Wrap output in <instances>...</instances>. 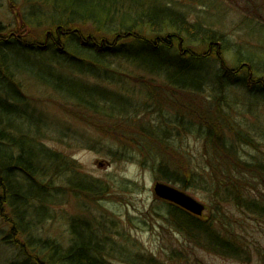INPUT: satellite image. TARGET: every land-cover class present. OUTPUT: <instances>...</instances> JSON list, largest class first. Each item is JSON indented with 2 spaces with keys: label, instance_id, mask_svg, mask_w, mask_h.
Returning a JSON list of instances; mask_svg holds the SVG:
<instances>
[{
  "label": "rangeland",
  "instance_id": "374dc122",
  "mask_svg": "<svg viewBox=\"0 0 264 264\" xmlns=\"http://www.w3.org/2000/svg\"><path fill=\"white\" fill-rule=\"evenodd\" d=\"M65 1L0 0V37L9 39L2 47L9 54L11 79H7L20 89L16 95L21 99V117L14 123L24 131L32 125L41 127V141L47 147L62 153L77 170L100 181L107 190L101 196L89 192L75 195L65 180H57V185L64 188L61 198H56L47 217L38 218L32 208L29 210L28 214L39 221L34 227L31 225L30 234L25 237L52 240L68 247L74 221H89L93 230L97 228L100 233L106 252L112 246L121 249L125 245L131 251H126L125 256L118 250L107 255L115 264H143L145 260L150 264L146 258L149 256H154L157 264H264V221L234 203L224 202L225 196L218 199L205 184L206 190L196 186L190 168H207L209 155L203 139L185 131L190 122L196 123V110L213 109L209 116L213 118L218 115L217 107H224L237 127L236 134L242 136L238 142L230 139L238 150L237 156L246 163L264 164V94L256 89H264V84L247 88L237 80V85L223 89L221 95L213 84L221 68L236 71L248 58L252 68L246 66L238 76L245 80L251 74L252 81L264 82V0H162L197 24L200 31L210 29L224 37L219 57L216 50L212 54L216 56L210 66L215 71L210 72V68L206 72H210L209 83L200 80L206 85L200 92L183 90L164 74L123 57L107 58L94 74H80L72 69L75 66L57 62H63L61 52L52 59L27 52L22 44L11 50L10 39L37 44L43 43L48 33L49 39L54 38L56 20L61 19V14L52 6L62 10ZM91 31V26L82 27L84 40L93 36ZM180 37L174 42L176 50L180 47L184 52L198 54L208 50L209 42L203 35L194 38L191 33H182ZM106 38L111 39L98 32L94 39L100 44ZM64 40L61 38L62 44ZM65 47L71 50L67 43ZM82 61L83 66L95 67L88 57ZM1 80L4 78L0 75ZM108 94L115 97L104 100ZM137 138L145 145L139 147ZM132 141L136 146H132ZM164 156L183 174L185 182L181 185L160 179L158 170ZM250 179L258 191L263 188L255 183V177L249 176ZM158 183L175 187L201 203L205 207L203 220L219 219L223 233L232 234L246 248L243 259L209 251L181 234L167 214L168 203L155 194ZM184 184L187 187L183 188ZM13 226L11 210L0 193V264L25 259L21 246L26 239L17 235Z\"/></svg>",
  "mask_w": 264,
  "mask_h": 264
},
{
  "label": "trees",
  "instance_id": "16d2710c",
  "mask_svg": "<svg viewBox=\"0 0 264 264\" xmlns=\"http://www.w3.org/2000/svg\"><path fill=\"white\" fill-rule=\"evenodd\" d=\"M65 2L66 5L62 10L52 6L53 10L61 14V19L56 20L54 38L49 39L51 34L48 33L45 41L37 44L10 39L11 50L22 44L27 52L37 56H50L52 59L55 54L61 52L63 62H57L60 65L75 66L72 69L80 74H91L92 71L94 74L101 70L107 58L123 57L164 74L173 85L183 90L200 92L204 89L202 85L206 86L200 80H207L209 83L207 76L210 77L208 74L215 71L210 66L212 57L216 55L219 57L221 46L223 47L225 43L224 37L211 32L210 29L200 31L197 24L189 22L184 14L170 4H163L162 0H66ZM86 26L92 27L91 35H93L85 39L87 44L84 43L81 32L82 27ZM96 32L111 39L106 38L97 44L94 39ZM182 33H191L194 38L203 35L209 42L208 50L201 54L184 52L180 47L176 50L174 42L179 40L178 37L181 39ZM61 38L65 39L63 44ZM0 41L2 50L9 39L1 36ZM65 43L72 51L64 48ZM214 50L217 51L216 55H212ZM0 56L2 58L0 69H3L0 75L4 78L0 81V193L2 201L11 210L14 231H18L17 235H22L26 239L22 241L23 247L21 246L25 259L15 264H115L108 260L107 255L111 256L116 253L115 250H118V254L125 256L126 251L127 253L131 251L124 244L121 249H114L112 246L110 252H106L100 233L97 228L93 230L94 226L89 221H82L80 224L77 220L74 221L71 229L72 240L68 247H62L52 240L25 237L39 221L28 214L29 210L32 208L38 218L47 217L48 210H52V206L56 204V198H61L60 192L64 188L57 185V180H65L67 187H70L75 195L89 192L90 195L101 196L107 188L100 181L90 179L81 170H77V166L65 160L62 153L47 147L41 141L44 136L41 127L34 128L32 125L31 129L24 131L14 123L21 117L18 106L21 99L16 95L20 89L12 83V80L7 79L9 54L6 55L2 50ZM80 57H88L95 67L83 66L82 60L85 58ZM246 66L249 70L252 68L251 59L244 60L236 71L221 68L213 82L217 94L221 95L223 89L237 85V80L245 83L247 88L253 87L254 84H264V82L252 81L251 74L245 77V80L239 77L237 73H241ZM208 70L210 72L206 73ZM9 77L11 79V76ZM256 89L264 94L262 87ZM108 95V98L103 99L109 101L115 97L112 94ZM94 109L100 110L99 107ZM212 110L208 112L196 110L194 113L196 123L190 122V128L185 129L188 133L198 134V137L203 139L204 148L209 155L207 168L204 167L202 171L199 169L193 171L190 168L193 180L196 186L201 185L205 190V185L208 186L210 191L216 193L218 199H223L225 196L224 202L234 203L242 211L264 221V164L256 161L252 164L246 163L241 160V156H237L238 150L235 149V145L230 144V139L236 141L242 136L236 134L237 127L231 121L229 110L217 107L218 115L209 118ZM10 117L13 119L11 120ZM176 131L180 133L181 130ZM226 132L232 136L229 137ZM137 139H139L137 142L139 147L145 145L142 139ZM132 146H136L134 142ZM155 164L156 161H153L152 166L154 167ZM158 172L160 179L168 184L181 185L185 182L183 174L171 166L169 157H162ZM249 176L255 177L257 180L255 183H259L263 188L258 191L254 187L257 184L252 185L250 183L252 179L248 180ZM66 178L69 179L66 181ZM185 187L187 186L184 184L183 188ZM167 205V214L178 231L192 242L209 251L238 260L243 259L246 248L236 242L232 234L223 233L219 219L203 220L177 205L171 203ZM146 258L150 264L158 263L154 256ZM142 263L148 262L145 260Z\"/></svg>",
  "mask_w": 264,
  "mask_h": 264
},
{
  "label": "water",
  "instance_id": "95a60500",
  "mask_svg": "<svg viewBox=\"0 0 264 264\" xmlns=\"http://www.w3.org/2000/svg\"><path fill=\"white\" fill-rule=\"evenodd\" d=\"M155 194L158 198L180 206L194 215L201 216L205 211L201 203L170 185L158 183L155 186Z\"/></svg>",
  "mask_w": 264,
  "mask_h": 264
}]
</instances>
